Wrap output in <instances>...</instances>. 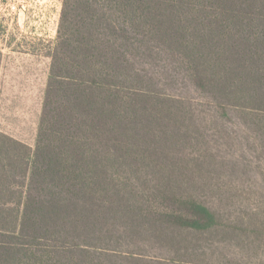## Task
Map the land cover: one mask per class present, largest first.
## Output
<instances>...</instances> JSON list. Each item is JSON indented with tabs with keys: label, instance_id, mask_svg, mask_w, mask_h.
<instances>
[{
	"label": "trees",
	"instance_id": "1",
	"mask_svg": "<svg viewBox=\"0 0 264 264\" xmlns=\"http://www.w3.org/2000/svg\"><path fill=\"white\" fill-rule=\"evenodd\" d=\"M62 3L36 147L0 132V264H264V0ZM213 145L251 194L132 180Z\"/></svg>",
	"mask_w": 264,
	"mask_h": 264
},
{
	"label": "rangeland",
	"instance_id": "2",
	"mask_svg": "<svg viewBox=\"0 0 264 264\" xmlns=\"http://www.w3.org/2000/svg\"><path fill=\"white\" fill-rule=\"evenodd\" d=\"M63 0H0V48L2 49L0 67V132L35 149L43 111L45 93L51 71L53 49L60 27ZM255 9L256 7L253 6ZM259 10L260 9H256ZM230 124V123H229ZM234 123L231 137L236 139L239 132ZM243 137L247 134L245 130ZM239 140V139H238ZM237 141V140H234ZM242 142V141H241ZM237 143V142H235ZM243 144V143H242ZM207 148L206 154L196 149L204 159L195 154L199 164L205 163L212 175L200 176V171L192 167V176L182 179H132L139 183H160L164 187H173L179 192L191 194L205 201H217L221 195L241 193L251 194L249 177L238 178L234 171L235 162L227 149ZM237 148V146H234ZM241 149L243 147L241 146ZM238 159L234 156V160ZM126 180V179H124ZM260 186L262 179H257ZM243 188L239 190L240 186ZM242 190L244 193H242ZM70 205L62 209L61 217L67 219L66 227L72 232L76 223L73 217L76 211ZM117 233H115V236ZM76 241V240H75ZM84 241V240H80ZM90 241V240H86ZM164 242H173L170 238ZM160 244H157L159 246ZM168 258V254H158ZM175 257V256H169Z\"/></svg>",
	"mask_w": 264,
	"mask_h": 264
}]
</instances>
